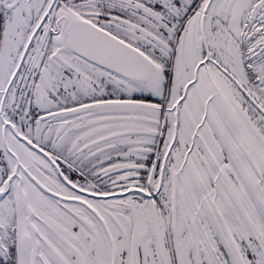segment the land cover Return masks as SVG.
I'll list each match as a JSON object with an SVG mask.
<instances>
[{
    "label": "snow or ice",
    "instance_id": "obj_1",
    "mask_svg": "<svg viewBox=\"0 0 264 264\" xmlns=\"http://www.w3.org/2000/svg\"><path fill=\"white\" fill-rule=\"evenodd\" d=\"M0 264H264V0H0Z\"/></svg>",
    "mask_w": 264,
    "mask_h": 264
}]
</instances>
